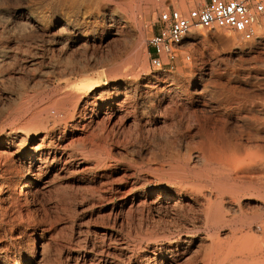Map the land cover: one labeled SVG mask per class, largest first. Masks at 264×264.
<instances>
[{
    "label": "rangeland",
    "instance_id": "obj_1",
    "mask_svg": "<svg viewBox=\"0 0 264 264\" xmlns=\"http://www.w3.org/2000/svg\"><path fill=\"white\" fill-rule=\"evenodd\" d=\"M101 1L76 0L66 7L71 20L84 24L81 40L89 34L81 47L64 49L54 42L67 35L49 33L57 15L52 7L44 9L40 34L25 44L27 54L11 59L0 73V264H264V217L255 219L264 213V187L261 198L226 195L229 223L211 225L204 208L214 200L212 189L197 179L184 183L179 178L208 169L209 151L264 157V17L251 40L224 29L193 30L159 72L151 67L148 46L159 14L173 8L187 13L201 0H111L117 16L113 29L104 23L106 0ZM141 4L149 11L143 40L142 16L132 19ZM137 46L140 60L133 62L128 57L138 53ZM113 61L136 76L118 89L123 104L115 121L99 124L94 137L76 143V157L65 167L50 172L41 166L32 173L30 151L40 145L42 131L34 123L19 131V117L10 116L15 104L9 94L24 86L64 90L56 69L63 63L96 79ZM62 116L43 114V126L59 127ZM241 167V179L262 181L259 166ZM24 176L37 183L18 204L14 181ZM161 194H170L171 203L159 199Z\"/></svg>",
    "mask_w": 264,
    "mask_h": 264
},
{
    "label": "bare ground",
    "instance_id": "obj_2",
    "mask_svg": "<svg viewBox=\"0 0 264 264\" xmlns=\"http://www.w3.org/2000/svg\"><path fill=\"white\" fill-rule=\"evenodd\" d=\"M74 1H76V0H58V1L57 0H0V73L3 70L9 69V63H10L11 59L13 60L14 58H18L19 56H22L23 54H25V52L28 50L25 44H27L26 42L33 35L40 34V32H41L40 31L41 28H40V24H39V20H41V14L40 13L48 7H52L53 12L55 11V14L57 15V17L54 19L55 22L52 24V30L49 31V33H52V32L58 33V35H61V36L67 35L66 39H64V36L60 39H55V40L53 39L55 43H58L59 46H62L65 49V48H68L70 45L80 46L84 42V40L86 41L87 37H89V34L86 32H85L86 33L85 36H83L84 39L81 40L82 35H84L82 33V29L85 28L84 24L74 22L73 20H71V18H69L71 11H69V9H67L66 7H68V4H70V3H71V5H73ZM146 1L148 3H151L153 0H146ZM146 1H145V3H146ZM102 3H104V2H102ZM102 9L105 12L104 15L102 13L104 23L108 27L113 29L117 24V19H116L117 16L113 13L115 8L114 9L112 8V1L106 0L105 4L102 6ZM135 10L137 11V13H134V12L132 13L133 21L134 22L137 21V19L139 18L137 15H141L143 18L138 22L140 25V28H139L140 29V32H139L140 36L139 37L142 38L143 37L142 36L143 20L147 19L148 15H149V11H148V8L143 7L142 4L138 5L135 8ZM115 12H117V11L115 10ZM58 15H60V16H58ZM141 16H140V18H141ZM48 17H49V15H48ZM118 19H119V17H118ZM120 19H122V18H120ZM259 22H260V20H259ZM262 26H264V20L262 22ZM117 31L118 30H116V32ZM192 32H190L188 34L187 38L189 36H194V34H192ZM50 39L47 38L46 40H50ZM142 40H143V38H142ZM142 40L141 41L139 40V43H141ZM235 48H237V47H235ZM137 49H138V46H137ZM139 51H140L139 49H138V53H137V51H135L136 53H135L134 57L132 56L131 58L130 57H128V58L130 60H132L133 62L140 60L139 59V55H140L139 53L141 51L140 52ZM27 52H26V54H27ZM238 53H240V52H238ZM28 54H30V53H28ZM14 62H15V59H14ZM138 63L139 62H137V64ZM63 64L56 66V69H57V73H58L59 78H60V80H59L60 82H58V81L57 82L59 83L60 86L61 85L65 86L64 90L48 93V92H46L47 90L46 91L35 90L33 88V91H28L27 88L24 89L25 88L24 85L26 83L23 82L24 88H22V91H20L19 93L15 92L14 94L10 93L9 97H8L10 99V102L12 100V102L15 104L14 105L15 108H13L12 112L11 113L9 112V113H10L11 117L15 118V120H16V117H19L18 118L20 121V126L18 127L19 131L21 129L27 128L26 126L30 125L31 123L36 124L42 131V137L40 139V145L38 147H36V149L33 152L30 151V154L32 156V158H31L32 159L31 160V165H32L31 171H32V173L33 172L37 173L36 171H39L41 166H45L51 172V170H55L56 167H62V168L65 167V165L68 164V161L75 159L76 156H75L74 152L72 151V148L76 143L78 144L84 140L88 141L89 138L94 137V130H96V127H98L99 124H101V123H104V124L107 123L108 124V123H112L113 121H115V119L119 113V106L122 103V102L119 103L120 98H118L119 97L118 89L121 87V84L130 83L136 77L133 72L121 69V66L116 61H113V63H111L109 66H104L103 68H101V70H99L97 72L100 75L99 78H96L97 80L95 79V76L93 77L90 75L91 72L88 74V71L86 69H83V68L78 69L75 67L69 68L67 66H64ZM53 68H55V66ZM97 73H96V75H97ZM58 75H57V78H58ZM1 76H3V75H1ZM5 76H4V78H5ZM31 79L34 81V80H36V77L32 76ZM55 79H56V77H55ZM21 85L22 84H20L19 86H21ZM59 85H58V87H59ZM23 86H21V87H23ZM234 88H236V87H234ZM122 104H121V107H122ZM8 105H9V103H8ZM244 105H246V104H244ZM251 105L253 106V104H251ZM255 106H257V105H255ZM242 109H246V108L242 107ZM250 109H248V110H250ZM259 110H260V108H259ZM259 110H258V112H259ZM51 113H55L59 116H61L62 114L64 115L60 118L61 125L59 124L60 125L59 127L48 128V127L43 126V114H51ZM247 114H249V113H247ZM257 114H259V113H257ZM9 118L10 117L8 116V119ZM248 120H250V119H248ZM252 120H250V121H252ZM69 122H72L73 124L70 125ZM17 123H19V122H17ZM256 123H257V121H256ZM254 127H257V126H254ZM11 128H13V127H11ZM14 128H15V126H14ZM258 128H259V126L257 127V129ZM5 129L6 128L3 127L1 131L4 132ZM16 129H17V127H16ZM104 129H106L105 126H104ZM203 131H204V129H203ZM16 132L17 131H13L11 133H16ZM247 133H249V131ZM259 139L260 138L258 137V141H259ZM235 142H236V140H235ZM239 142L240 141H237V143H239ZM241 143H242V141H241ZM212 145H213V143H212ZM229 148H230V146H229ZM172 153H173V151H172ZM256 154L247 152L245 156H241L240 152H238V151H235V152L225 151L221 155L217 156L216 154L209 151V155L207 157L208 163H209L208 169L202 170V169H205V168H202L201 171H199L198 173H195L193 175H188V174L185 175V173H186L185 172L184 175H181V177H179L181 179V182H184V183L189 182L192 178L197 179V181H202V182L207 183V186L210 189H212V191H213L212 194L214 196V200H212L213 197L209 198V196H208L207 198H209V200L207 201V204L204 208L205 216H206V220H207L208 224L217 225L223 221L228 222V220L226 219V213H228V212L225 211V209H224V198L226 195L230 196V199H232V200H234L235 198H238L240 195L245 196V197L252 196V195H256L259 198L262 197V190L261 189L264 187V181H263L264 180V172H263L264 157L260 156L258 154L256 155ZM174 155H176V153ZM174 155H172V156H174ZM84 158L86 159V157H84ZM202 158H203V156H202ZM205 161H206V159H205ZM198 162H199V160H198ZM178 164H180V163H178ZM206 164L207 163H205L204 165H206ZM210 164H214V165H210ZM255 164L257 166H259L260 169H262L261 174H260L261 176L259 178L262 181L255 184L249 178L248 179H245V178L241 179V176H240L241 168H242L241 166L243 165L244 167L248 168V167H252ZM238 166H240L241 168L238 169ZM253 168L254 167H252V169ZM256 168H258V167H256ZM171 169H173V168L171 167ZM252 169H248V170L251 171ZM258 169H254V170H258ZM174 170L176 171V168ZM194 171H196V170H194ZM252 172L254 173V171H252ZM246 173L248 175L249 172L246 171ZM246 173H244L243 176H245ZM258 174L259 173H257V175ZM258 177H256V178H258ZM15 182H18V183H17L16 187H14L15 190H14V194H13V200L15 203L19 204L22 201V198H24L27 195L28 190H31L30 188L33 185H35V183H37V182H35V180H33V179H29L27 176H24L22 179L18 178V180H15L14 185H15ZM212 194L211 195L209 194V195L212 196ZM180 197L185 198L184 196H180ZM183 198H180V199H183ZM159 199L164 200V202L167 204H170L171 203L170 200L172 198L170 197V194H168V195L161 194ZM178 200H179V198H178ZM226 200H228V199H226ZM225 203H228V202H225ZM231 203H233V202H231ZM240 203H241V201H240ZM238 204H239V202H238ZM237 207H236V209H237ZM233 211H235V209ZM236 212H238V209ZM263 215H264V213L262 212V213L258 214L257 217H255V216L254 217H255V219H259L258 220V222H259L262 220V217H264ZM241 217L243 218V216H241ZM241 217H238V218H241ZM260 218H261V220H260ZM235 223H236V221H235ZM250 226H253V225H250Z\"/></svg>",
    "mask_w": 264,
    "mask_h": 264
},
{
    "label": "built area",
    "instance_id": "obj_3",
    "mask_svg": "<svg viewBox=\"0 0 264 264\" xmlns=\"http://www.w3.org/2000/svg\"><path fill=\"white\" fill-rule=\"evenodd\" d=\"M262 17L264 0H201L187 13L174 8L162 11L157 19V31L148 40L151 67L159 72L168 67L193 30L224 29L251 40Z\"/></svg>",
    "mask_w": 264,
    "mask_h": 264
}]
</instances>
